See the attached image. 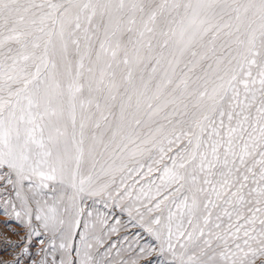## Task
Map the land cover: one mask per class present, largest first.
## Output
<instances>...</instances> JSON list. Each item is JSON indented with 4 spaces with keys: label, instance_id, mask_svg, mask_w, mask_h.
<instances>
[{
    "label": "snow or ice",
    "instance_id": "6c2138e0",
    "mask_svg": "<svg viewBox=\"0 0 264 264\" xmlns=\"http://www.w3.org/2000/svg\"><path fill=\"white\" fill-rule=\"evenodd\" d=\"M0 217V264H264V0H0Z\"/></svg>",
    "mask_w": 264,
    "mask_h": 264
},
{
    "label": "rangeland",
    "instance_id": "374dc122",
    "mask_svg": "<svg viewBox=\"0 0 264 264\" xmlns=\"http://www.w3.org/2000/svg\"><path fill=\"white\" fill-rule=\"evenodd\" d=\"M5 231V229L3 227H0V232ZM4 248V243L2 241H0V250H2ZM7 258V257H5Z\"/></svg>",
    "mask_w": 264,
    "mask_h": 264
},
{
    "label": "bare ground",
    "instance_id": "6f19581e",
    "mask_svg": "<svg viewBox=\"0 0 264 264\" xmlns=\"http://www.w3.org/2000/svg\"><path fill=\"white\" fill-rule=\"evenodd\" d=\"M0 219H3V217H0Z\"/></svg>",
    "mask_w": 264,
    "mask_h": 264
}]
</instances>
